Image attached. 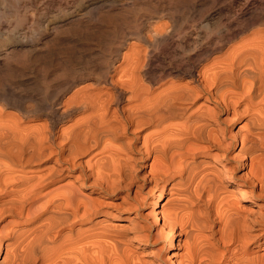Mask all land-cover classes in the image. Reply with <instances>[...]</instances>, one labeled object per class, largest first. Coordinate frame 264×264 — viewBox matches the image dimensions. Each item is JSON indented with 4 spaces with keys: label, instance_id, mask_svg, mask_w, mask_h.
<instances>
[{
    "label": "bare ground",
    "instance_id": "obj_1",
    "mask_svg": "<svg viewBox=\"0 0 264 264\" xmlns=\"http://www.w3.org/2000/svg\"><path fill=\"white\" fill-rule=\"evenodd\" d=\"M241 121L263 156L264 0H0V264H157L128 247L159 241L166 264H264V156L220 198ZM87 180L140 219L117 230Z\"/></svg>",
    "mask_w": 264,
    "mask_h": 264
},
{
    "label": "rangeland",
    "instance_id": "obj_2",
    "mask_svg": "<svg viewBox=\"0 0 264 264\" xmlns=\"http://www.w3.org/2000/svg\"><path fill=\"white\" fill-rule=\"evenodd\" d=\"M123 50H125V49H123ZM120 61H121V57L119 58V60L117 62H120ZM243 123H244V121H241V122H238L237 125L233 126V128L230 127L229 128V131L227 132L228 137L225 139V142L227 143V144L225 143L226 144V147H227V150H226L227 161L229 162L230 166L232 165V167L234 168L233 169V171H234L233 173L235 175H233L234 177L232 179L227 180L228 182H227V184H225L226 185L225 187L228 190L226 188H225V190H221L224 193L221 192L220 198H222V200H223L224 203H227V200L230 199L233 196V193H231V191H230L232 187H234L235 185H237L239 183L242 184L244 182V180H248L250 178V175L252 176L254 174L253 173L254 170H252L251 168H254V166L255 167L257 166L256 163L258 161V158H260L262 156V155H259V157L257 159L255 158L254 160H252V158L251 157H248L247 154H246V156L244 155L245 156L244 157V156H242V154L239 153V148L241 146V136H242V134H245V132H247V128L246 127H243L242 128L243 130L239 133V135H237V138H235L233 136L235 134L234 132ZM231 142H232V144H231ZM259 154H261V153H259ZM262 154L264 156V153H262ZM84 159H85V162H86V160L88 161L90 159V155H87ZM241 160L244 161L243 162L244 164L241 162ZM85 162H84V165H85L84 166V169L86 170V169L90 168V167H88V165L90 164V162L89 161L86 162V163ZM86 166L88 168H86ZM138 168H137V173H138L139 178L140 177L142 178L143 175H147V171L149 170V166H145V167L144 166H139ZM250 169L252 171H250ZM248 171L250 173H248ZM78 172L80 173L81 171H77V173ZM67 180H68V178H64L59 183L65 184L67 182ZM90 181L91 180H87V182L85 184L84 183L83 184L82 183L80 184L81 195L80 194L79 195L81 197L84 196V198H91V200H93L98 205L102 206V208L105 209L106 211L107 210H112L114 212L116 211L118 214H120V216L119 217H115V219L113 220V222H112L113 227L117 228V230L122 231V232L128 231L130 229V228H128L129 227V225H128L129 224V220H131V218H133V219H140V217H139V215H137L134 212L133 209H131V210H125V211H121L120 212V211H118L116 209V207L120 205V202L122 201V199L130 200L131 201L132 200L131 199V196H129V197L126 196V195H128L126 191H121L117 195H114V194L109 193V192H107V193L106 192H102L101 190L96 189L95 187H92L91 184H90L91 183ZM59 183L58 184L56 183V184L59 185ZM57 185H53L51 187H48L47 188V191L49 190V188L52 189V187L54 188V186H57ZM150 186H151L150 183H147V185H146V187H145V189L143 191V195L146 197L145 201H142V204L140 205V210H141L140 213L143 214V215H148V214L151 213V208L152 207L150 205V201L152 200L154 193L153 192H150V190H149V187ZM259 187L260 186H258V188ZM170 190L172 192L173 189L171 188ZM174 191L172 193H175ZM134 192H135V188H133V190L131 192V195L132 196H133ZM171 192L169 191L167 193L166 197L163 199V201H162V205L163 206H165L167 204V202L169 201V199L171 198ZM87 194L89 195V197H88ZM226 194H229V195L232 194V195L231 196L227 195L229 197L226 198L227 197V196H225ZM124 196H126V197H124ZM237 196L238 195H236V197ZM225 199H227V200H225ZM42 201H43V199L41 201H39L38 203L40 204ZM262 202H263V205L261 204V206H263V208H264V199L262 200ZM262 202H260V203H262ZM38 203H37V205H39ZM238 204L241 205V207L243 206L242 209L244 208V206H245L244 209H248V207L251 206L250 203L248 201H246V200H241L240 203H238ZM119 222H121V223H119ZM153 230L156 231V227H154ZM179 237L177 238V240H176V246L174 247V249H175L174 251L175 252L177 251V254H176V257L177 258H179V257L181 258L182 253H184V251H185V249H184L185 248V245H186V243L184 241L185 232L179 231ZM153 240H154V238L152 239V241ZM165 242L166 241H159L158 243H155V245L148 244L146 246L144 245V246L135 247L136 249H132L134 246L132 248L131 247H128V248L131 249V250H133L134 252H136L141 257V255H143L145 252H147L144 248H154V249H157V248H160L161 247V248H163V250H162V255L163 256L161 255L162 257H160V258H156L155 257V259L157 261V264H166L165 263V260H166L167 254H166V250L164 249ZM184 243H185V245H184ZM162 245H163V247H162ZM167 245H168V242H166V245L165 246H167ZM233 245L235 246V243L234 244H231L229 246L230 247L229 249L228 248H225V247H221V248H219V250L221 249L220 250L221 252L224 251V253L226 255L227 254L230 255V253L236 252L237 249L239 248V247H237L236 250L235 249H232L234 247ZM230 249H232V252L228 253ZM242 250H244V251H247L248 250L249 252H255L256 250H258L259 252H261V250H263V249L261 247H257L256 244H252L247 249L244 248V249H241L240 251H242ZM136 260H139V258H136Z\"/></svg>",
    "mask_w": 264,
    "mask_h": 264
}]
</instances>
